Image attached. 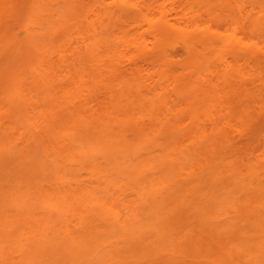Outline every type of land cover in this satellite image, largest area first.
<instances>
[{
    "label": "bare ground",
    "instance_id": "6f19581e",
    "mask_svg": "<svg viewBox=\"0 0 264 264\" xmlns=\"http://www.w3.org/2000/svg\"><path fill=\"white\" fill-rule=\"evenodd\" d=\"M259 121L264 0H0V264H264Z\"/></svg>",
    "mask_w": 264,
    "mask_h": 264
},
{
    "label": "rangeland",
    "instance_id": "374dc122",
    "mask_svg": "<svg viewBox=\"0 0 264 264\" xmlns=\"http://www.w3.org/2000/svg\"><path fill=\"white\" fill-rule=\"evenodd\" d=\"M83 2H87V0H82ZM8 25L11 27V28H13V29H16V26H15V24H13V23H8ZM260 122V121H259ZM263 122H260V124H258L256 127H254V131H252V132H254L253 134H254V137L253 136H248L247 138H246V140L245 141H252L251 139H256L255 138V135L258 133V131L262 128L263 129V125L264 124H262ZM262 126V127H261ZM257 132V133H256ZM256 133V134H255ZM260 133V132H259ZM258 135V134H257ZM257 137V136H256ZM254 142V141H253ZM256 252V251H255ZM239 264H247V263H245L244 261H242V262H239Z\"/></svg>",
    "mask_w": 264,
    "mask_h": 264
}]
</instances>
